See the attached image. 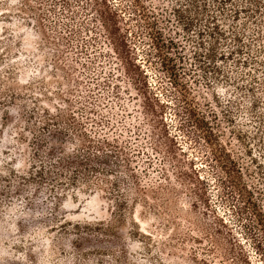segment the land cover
<instances>
[{
    "label": "rangeland",
    "instance_id": "374dc122",
    "mask_svg": "<svg viewBox=\"0 0 264 264\" xmlns=\"http://www.w3.org/2000/svg\"><path fill=\"white\" fill-rule=\"evenodd\" d=\"M67 1L0 0V264H262L218 174L264 209V0Z\"/></svg>",
    "mask_w": 264,
    "mask_h": 264
},
{
    "label": "trees",
    "instance_id": "16d2710c",
    "mask_svg": "<svg viewBox=\"0 0 264 264\" xmlns=\"http://www.w3.org/2000/svg\"><path fill=\"white\" fill-rule=\"evenodd\" d=\"M64 2L69 4L67 0H64ZM134 9H135L134 11H136V7H134ZM204 9H207V4L199 5V7H196L192 11V13L189 14L190 16L184 15V12L185 13L189 12L187 8L185 9V8L178 7L176 9V13L178 16V22L181 23V25L183 26L186 32H189V30L193 29L195 20H198V18L202 15ZM102 17H104L107 21L108 19L113 21L112 26L110 27L105 23L106 20H103V23H102V26L106 27L109 30V32L113 34L111 37V40H113L112 43L114 45L121 43L122 46L127 48V42L125 40V35L120 33L118 18L117 16H115V13H110L111 18H106V15ZM152 25L153 27L157 26L155 21L152 22ZM117 35H120V36H117ZM116 39L118 43L116 42ZM153 40L155 41L154 48L156 49V54L161 59L160 66L162 70L166 72L171 78H173L174 82L177 85H179L180 84L179 78L181 74L180 70L182 69L184 65V60H185V56L179 52L181 47L172 38H168L167 40H164L162 33L159 32L158 30L156 34H153ZM174 50H177L175 52L176 53L175 55L178 58L175 57L174 55H170L172 51ZM210 59L211 61H214L215 56L214 57L211 56ZM214 63L216 62L214 61ZM134 65L137 68H139V66H137L136 64ZM139 69H140V72H142L141 68ZM152 111L154 112V110ZM221 153H223L224 157H227V159L230 161L232 170L226 164H224L222 160L224 159V157L221 155ZM214 156L216 157L215 161L220 163L219 168L222 169L224 172L226 173L228 172L230 173V175H233L231 173L237 170L240 173L241 170L238 168L237 163L232 160V158L229 156V153L226 150H224L223 147L222 149H220L219 153L215 151ZM68 158H71V157H68ZM73 158H76V157H73ZM216 166L218 167L217 164ZM62 168H64V166H62ZM239 176L241 178V175ZM188 177L190 180L195 178L194 175L192 174L191 175L189 174ZM218 177H219L218 178L219 183L223 187L224 191L222 192H223V195H225L226 200L227 201L229 200L231 202L240 201L238 204L233 205L237 213V218L239 221L243 223L242 225L245 229L244 231L245 234L247 235L248 238H250L253 241L254 248L256 249L257 252H259L260 257H262L261 262L262 264H264V209L263 207L257 200H254L253 191L249 190L247 188L248 187L247 185L241 184V179L240 180L235 179L234 176H232V178L230 177L231 179L227 181V179L222 178L221 176H219V174H218ZM227 183H231V186H227ZM235 187H237L239 191V196H236L235 194H233L235 191L234 190ZM245 192H247V195H245ZM240 197H241V200H240ZM245 197H246V200L244 201ZM245 216H247L248 218ZM222 224L224 225V222H222ZM208 239L210 242L216 243L217 246L219 247L221 246L220 240H218L216 236L211 234L210 236H208ZM215 250L216 249L213 247L206 248V251H210L212 253H215L216 252ZM239 259L245 262L244 264H250V261L247 258L243 257V255L240 256Z\"/></svg>",
    "mask_w": 264,
    "mask_h": 264
}]
</instances>
